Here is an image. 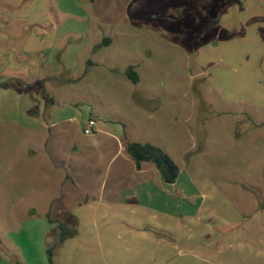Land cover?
Returning <instances> with one entry per match:
<instances>
[{"label":"rangeland","instance_id":"obj_1","mask_svg":"<svg viewBox=\"0 0 264 264\" xmlns=\"http://www.w3.org/2000/svg\"><path fill=\"white\" fill-rule=\"evenodd\" d=\"M40 4V70L0 88V264H50L60 225L55 264H264V0Z\"/></svg>","mask_w":264,"mask_h":264},{"label":"crops","instance_id":"obj_2","mask_svg":"<svg viewBox=\"0 0 264 264\" xmlns=\"http://www.w3.org/2000/svg\"><path fill=\"white\" fill-rule=\"evenodd\" d=\"M40 2L42 0H0V85L30 67L37 72L40 70L36 55L42 54L49 44L42 42L41 26L48 17ZM21 20L28 21L33 27L38 25V30L23 42L19 53ZM138 171L145 172L144 166Z\"/></svg>","mask_w":264,"mask_h":264},{"label":"trees","instance_id":"obj_3","mask_svg":"<svg viewBox=\"0 0 264 264\" xmlns=\"http://www.w3.org/2000/svg\"><path fill=\"white\" fill-rule=\"evenodd\" d=\"M103 42L109 44L111 40L105 39ZM128 77L134 83H138L140 81V78L133 66L128 70ZM0 88H8V84H1ZM127 152L135 161L138 170L142 169L143 164L152 163L157 168L161 179L166 184H175L177 182L180 175V168L164 149L149 143L141 144L138 142H133L128 144ZM59 227L61 230L60 241L47 250L50 264H55V255L57 251L64 245L65 241H67L69 237L73 238L78 234L76 231L73 234L67 233L63 225H60Z\"/></svg>","mask_w":264,"mask_h":264},{"label":"built area","instance_id":"obj_4","mask_svg":"<svg viewBox=\"0 0 264 264\" xmlns=\"http://www.w3.org/2000/svg\"><path fill=\"white\" fill-rule=\"evenodd\" d=\"M96 126V122L90 120L89 125L85 128V134H92L94 133V127Z\"/></svg>","mask_w":264,"mask_h":264}]
</instances>
